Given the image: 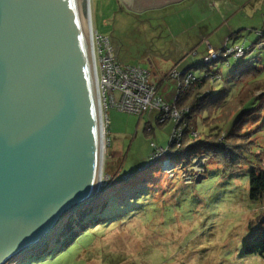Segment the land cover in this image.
<instances>
[{"label":"rangeland","instance_id":"obj_1","mask_svg":"<svg viewBox=\"0 0 264 264\" xmlns=\"http://www.w3.org/2000/svg\"><path fill=\"white\" fill-rule=\"evenodd\" d=\"M91 15L94 35L109 39L120 65L149 70L150 81L159 83L173 104L178 83L168 81L169 74L189 68L200 76L201 71L194 67L203 64L208 51L206 64L215 63L210 68L220 70L224 78L215 89L231 88L234 96L242 89L245 82L231 87L229 75L236 61L228 60L226 51L220 50L227 41L235 44L233 49L258 41L257 32L264 29V0H185L141 13L127 10L116 0H91ZM232 34L239 36L235 43L230 40ZM234 114L225 116L229 119L226 124ZM107 115L101 192L108 189L104 200L113 196L118 207L130 206L131 211L103 229L91 225L88 235L81 232L64 250L56 251L66 240L65 231L59 232L63 234L60 240L49 244L48 252L18 257L8 264H264V255L246 253L247 245L264 226V194L252 199L250 193L252 170H264L262 119L247 129L254 132L255 144L251 153H243L246 164L240 163L242 156L226 168L200 158L176 163L162 155L159 165L147 169L155 150L169 147L176 121L161 124L155 112L141 116L112 109ZM216 115L224 119L223 114ZM213 118L205 115L203 124ZM182 122L187 124L185 116L179 129ZM130 175L129 182L120 181ZM126 185L131 194L138 189L148 191V195L137 202L125 199L123 204ZM74 211L58 226L65 227Z\"/></svg>","mask_w":264,"mask_h":264},{"label":"water","instance_id":"obj_2","mask_svg":"<svg viewBox=\"0 0 264 264\" xmlns=\"http://www.w3.org/2000/svg\"><path fill=\"white\" fill-rule=\"evenodd\" d=\"M91 17V0H0V264L101 192Z\"/></svg>","mask_w":264,"mask_h":264},{"label":"trees","instance_id":"obj_3","mask_svg":"<svg viewBox=\"0 0 264 264\" xmlns=\"http://www.w3.org/2000/svg\"><path fill=\"white\" fill-rule=\"evenodd\" d=\"M257 33L258 41L256 43H253L250 47L245 46V44L243 46H238V48H241L244 52L243 56L237 57L236 52L228 55L227 50L235 48V44L230 45L228 43L229 41H227L224 48L220 50L226 51L228 60L233 59L236 61V67L229 75L231 87L242 85L245 82L242 89L235 96L231 93V88L223 86L218 90L215 89L216 85L220 81H223L224 78L220 70H212L210 68V66H215V63L210 65L206 64L205 58L210 55L209 51L204 55L203 64L194 67V69L201 71L202 74L200 76H196L189 68H186L182 72L175 69V73L179 74L176 78L169 74L168 81L173 80L171 82L175 84L178 83L176 85L177 94L174 105L169 103L165 94L161 92L162 86L160 87L159 83L157 84L158 88L160 87L159 96L164 98L171 108H175L177 111L183 113V117L185 116L187 124L182 122V124H184L182 128V137L178 143L172 141L173 134L170 145L166 150H155L153 156L150 158V164L146 167L147 169L159 165V158L160 156L162 157V155L181 164L192 159L195 160L196 158H200L210 161V164L216 163L228 168V164L231 163L232 160L238 159L240 156H242V158H240V163H248L243 153H251L255 142L252 140L254 132H249L250 130L247 129L253 121L255 122L262 119L264 122V117L262 116L264 113V29ZM238 37V35L232 34L230 40L233 38V43H235V39ZM140 68L150 73L149 70L142 67ZM174 80L177 81L175 82ZM154 112L157 113V119L160 122L163 117L162 113L152 111L147 114H152ZM219 113L224 115L223 120L215 117L217 116L216 114ZM233 113H235L234 119H231V122L226 124L229 121L227 118H230ZM203 115L204 118L205 115L206 118L209 116L214 118L211 119V123L205 126L202 121L204 119L202 118ZM255 115L257 116L251 120L248 118L249 116L254 117ZM168 120L170 119H167L161 124L167 123ZM216 120H218L219 123H217ZM107 125H109V120ZM178 126L179 123L176 124V130H179ZM261 128L262 127H260V129ZM245 130H247V132H245ZM152 132L153 129H149V133ZM108 139L111 145L110 137ZM153 147L156 148L155 145ZM162 151H165V153H162ZM142 171H144V169ZM131 179L132 177L130 175L128 178H124V180L120 181L129 182ZM128 187L130 186L126 185V187L122 189V191L126 190L124 191L126 193L125 196L121 197V199H123V204L127 203L124 201L125 199H127L128 202L132 199L134 202H137V200L142 199L143 196L148 195V191L145 192L144 190L138 189L131 194L127 191ZM106 190L108 189H103L99 197L83 205L80 209L75 210L71 217H69V222L65 227H63L62 224L59 225L44 241L19 258L23 259L30 254L33 255L38 252H40V254L48 252L49 244L56 243L57 240H60L63 234L61 236L59 232L65 231L67 232L64 233L65 235L67 234L66 240L59 245L60 247H58L56 251L64 250L78 235L82 233L88 235L91 225L102 226L103 229L107 227L109 223L117 221L131 211L128 210L130 206L123 208L118 207L117 205L119 202L116 196V199L112 196L104 200L103 197L107 194ZM250 193L252 199H259L264 194V170L256 168L252 170ZM121 208L125 211L123 214H121ZM114 209L121 210L116 212ZM140 209L141 206L140 208L134 207L135 211ZM246 253L248 255H264V226L247 245Z\"/></svg>","mask_w":264,"mask_h":264},{"label":"built area","instance_id":"obj_4","mask_svg":"<svg viewBox=\"0 0 264 264\" xmlns=\"http://www.w3.org/2000/svg\"><path fill=\"white\" fill-rule=\"evenodd\" d=\"M93 52L103 124L105 123L104 119L107 120V113L110 109L135 115L158 111L163 114L160 122L167 119H174L176 123L180 122L183 113L171 108L164 98L159 96V88L156 83L153 84L150 81L149 72L137 66H121L119 60L114 58L115 54L107 37H103L98 33L94 35L93 32ZM234 52H236V56L244 55L242 49L238 47L229 50L228 55ZM98 64L99 67H97ZM178 76V73L172 74L174 78ZM171 105H174V103ZM181 137L182 128L176 130L172 141L178 143ZM162 153H165V151H162Z\"/></svg>","mask_w":264,"mask_h":264},{"label":"flooded vegetation","instance_id":"obj_5","mask_svg":"<svg viewBox=\"0 0 264 264\" xmlns=\"http://www.w3.org/2000/svg\"><path fill=\"white\" fill-rule=\"evenodd\" d=\"M122 3L127 10L139 9L138 7L155 6L156 9L166 8L168 6L179 4L182 0H116Z\"/></svg>","mask_w":264,"mask_h":264},{"label":"bare ground","instance_id":"obj_6","mask_svg":"<svg viewBox=\"0 0 264 264\" xmlns=\"http://www.w3.org/2000/svg\"><path fill=\"white\" fill-rule=\"evenodd\" d=\"M89 22H90V34H91V42H93V25H92V17L90 18V20H89ZM96 68V67H95ZM102 121H103V116H102ZM103 131H104V139H105V128H104V124H103ZM105 141H104V147H106L105 146ZM103 159L105 160V151H104V157H103ZM103 173H104V169H103ZM103 173H102V177H100V179H101V184H102V182H103Z\"/></svg>","mask_w":264,"mask_h":264},{"label":"crops","instance_id":"obj_7","mask_svg":"<svg viewBox=\"0 0 264 264\" xmlns=\"http://www.w3.org/2000/svg\"><path fill=\"white\" fill-rule=\"evenodd\" d=\"M183 1H185V0H182L181 2H183ZM181 2H179V3H181ZM163 91H164V88H163ZM163 93H165V92H163Z\"/></svg>","mask_w":264,"mask_h":264}]
</instances>
